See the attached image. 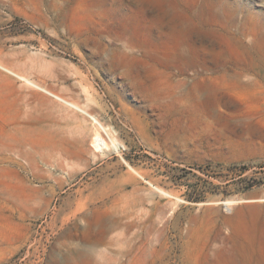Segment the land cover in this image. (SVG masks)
<instances>
[{"label":"rangeland","instance_id":"obj_1","mask_svg":"<svg viewBox=\"0 0 264 264\" xmlns=\"http://www.w3.org/2000/svg\"><path fill=\"white\" fill-rule=\"evenodd\" d=\"M0 63L105 128L0 69V264H264V0H0Z\"/></svg>","mask_w":264,"mask_h":264},{"label":"bare ground","instance_id":"obj_2","mask_svg":"<svg viewBox=\"0 0 264 264\" xmlns=\"http://www.w3.org/2000/svg\"><path fill=\"white\" fill-rule=\"evenodd\" d=\"M50 5V4H49ZM50 8V7H49ZM51 10L52 11H56L55 13H53L52 18L59 23L60 21H62L63 17L67 14V8L66 7H62V6H58L55 3H52L51 5ZM119 22L117 20H114L110 25L111 28L114 29L118 26ZM92 25V24H91ZM90 25V26H91ZM101 25L98 22V24H94V32L96 34H101L102 33V29L100 28ZM104 39V38H103ZM102 39V40H103ZM100 41V40H99ZM125 41V40H124ZM136 44V43H135ZM122 46V45H121ZM117 47V46H116ZM125 51V50H124ZM0 69L4 70L5 72L15 76L16 78L22 80L23 82H25L26 84L35 87L47 94H49L50 96L54 97L56 100L60 101L61 103L65 104L66 106H69L71 108L74 109H78L80 110L82 113L86 114L87 116L91 117L103 130H105L104 126L102 125V123H100V121L97 120V118L89 113L88 111H86L84 108H81L78 104H76L75 102L49 90L48 88H46L43 85H40L38 83H36L35 81H33L32 79H30L29 77L11 69L10 67L0 63ZM102 141V145L103 147H108V143H106V141L101 137V135L96 132L95 133V137L92 140V142H94L95 144H97L96 142L98 140ZM110 141L115 145L116 144V138H111L110 136ZM98 147V146H97ZM162 194L165 195H171L169 193H167L166 191L163 190H159ZM258 200H264V198H231V199H226L223 201H219L220 203H222L226 209H231L233 204L237 203V202H242V201H258ZM139 261V260H138ZM55 263H59V261H55ZM60 264V263H59ZM61 264H139L137 262L136 259H122V258H118V257H111V256H103V257H97V256H90V257H73L71 259H66L65 261H62Z\"/></svg>","mask_w":264,"mask_h":264},{"label":"trees","instance_id":"obj_3","mask_svg":"<svg viewBox=\"0 0 264 264\" xmlns=\"http://www.w3.org/2000/svg\"><path fill=\"white\" fill-rule=\"evenodd\" d=\"M242 168H243V167H240V168H236V169H239V171H241V170H242Z\"/></svg>","mask_w":264,"mask_h":264}]
</instances>
